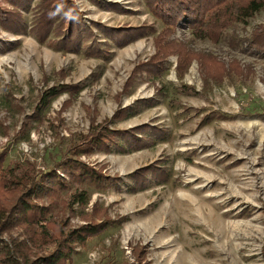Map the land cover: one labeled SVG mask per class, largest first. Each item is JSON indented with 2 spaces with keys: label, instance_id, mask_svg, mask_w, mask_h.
Segmentation results:
<instances>
[{
  "label": "rangeland",
  "instance_id": "1",
  "mask_svg": "<svg viewBox=\"0 0 264 264\" xmlns=\"http://www.w3.org/2000/svg\"><path fill=\"white\" fill-rule=\"evenodd\" d=\"M73 2L87 33L71 49L60 34L34 29V10L24 13L23 34L0 26L6 166L46 173L82 135L146 127L143 147L120 140L123 149L74 156L118 183L87 186L89 205L75 206L70 224L84 225L97 210L118 223L78 247L73 264H264V55L251 46L264 11L219 42L178 28L170 40L197 57L179 72L172 54L154 76L140 68L165 27L146 0ZM114 31L129 34L116 39ZM199 55L221 64L210 69L221 70L219 80ZM52 90L58 95L42 104ZM150 168L168 177L148 173L145 185L131 178Z\"/></svg>",
  "mask_w": 264,
  "mask_h": 264
},
{
  "label": "trees",
  "instance_id": "2",
  "mask_svg": "<svg viewBox=\"0 0 264 264\" xmlns=\"http://www.w3.org/2000/svg\"><path fill=\"white\" fill-rule=\"evenodd\" d=\"M33 1L0 0V26L13 34H23L27 23L24 13L34 10V29L41 36L60 34L67 49L82 42L87 24L73 0H42L34 9ZM146 3L165 27L155 39L157 53L140 68L154 76L165 71V62L172 54L179 56V72H184L197 57L178 40H170L178 28L190 29L197 39L219 42L230 27L245 23L264 11V0H146ZM114 32L116 39L129 34L127 31ZM251 46L264 55V25L253 34ZM199 57L205 59L209 70L214 65H221L213 58ZM219 73V68H216V76L210 70L215 80L220 79ZM57 95V90L47 92L42 104ZM144 128L127 132L102 127L87 136L82 135L59 164L46 173L36 172L31 164L16 162L6 166L8 151L0 153V264H73L78 247L118 223L106 214H100V217L97 210L91 216H85L84 225L74 227L70 224L74 207L85 209L89 205L91 197L87 186L118 183V180L111 181L112 178L106 177L102 170L74 156L96 150L123 149L120 140L143 147L144 140L139 138V133ZM144 171L139 170L131 176L136 184L145 185L148 173L159 175L162 181L168 177L161 169ZM65 195H69L68 200ZM68 212L71 215L65 218ZM96 219L100 221L96 222Z\"/></svg>",
  "mask_w": 264,
  "mask_h": 264
}]
</instances>
